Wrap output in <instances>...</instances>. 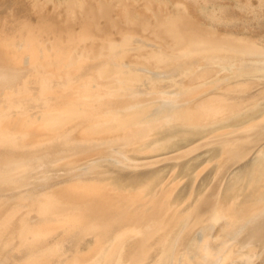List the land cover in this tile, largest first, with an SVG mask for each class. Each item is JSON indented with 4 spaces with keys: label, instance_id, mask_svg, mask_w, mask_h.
<instances>
[{
    "label": "bare ground",
    "instance_id": "1",
    "mask_svg": "<svg viewBox=\"0 0 264 264\" xmlns=\"http://www.w3.org/2000/svg\"><path fill=\"white\" fill-rule=\"evenodd\" d=\"M0 3V264H264V0Z\"/></svg>",
    "mask_w": 264,
    "mask_h": 264
},
{
    "label": "rangeland",
    "instance_id": "2",
    "mask_svg": "<svg viewBox=\"0 0 264 264\" xmlns=\"http://www.w3.org/2000/svg\"><path fill=\"white\" fill-rule=\"evenodd\" d=\"M11 7L8 6L7 4H1L0 3V17L1 16H7L8 14H10L11 13ZM261 27L260 28H256V29L258 31H260L261 33H264V30H263L264 29V25H263L262 28ZM256 29L254 28V30L257 32ZM138 34L139 33H137L136 35L138 36V38L141 41H142V39H145L144 36H139ZM249 60L250 61H245V62L242 61L245 65H241L240 64L241 61H235V62L226 61V62H224L223 66L222 65L220 66V68L222 70L221 72L224 73V77H227V76H230L231 77V76H236V75H238V76L243 75L244 76L245 74H248L249 72H253L254 73L253 74L254 77L258 78L259 80H264V56L258 55V57L250 58ZM237 62H238V64H237ZM5 68H7V66L5 65L4 61L3 60H0V71H3V69H5ZM21 74H22V72H20V73L18 72L16 74V76L17 77H20ZM5 77L6 78H13L14 76L11 77V76H8L7 75ZM2 79L3 78L1 77L0 80H2ZM263 106H264V104H263ZM255 120H257V119H254L253 122ZM240 128H241V126L240 127H236V130L237 129L239 130ZM242 128H244V127H242ZM70 134H69L70 135V137H69V140L70 141L68 140V138L62 139L63 140V143H62V140H57L58 142L57 141H55L56 143L54 142L56 144L55 147L56 148H67L69 146H73V145L78 144V142L80 140H78V139L76 140L75 138H74L75 140H73V138H71V137H73L72 136V134H73L72 131H71ZM216 141H217V138L214 137V136L213 137L206 138L203 141L204 144H202L201 146L196 145V143H194V141H192V140L191 141H184L180 145V147H178L177 149H183V148L193 149L194 148L195 150H198L197 151L198 154L193 155V157L195 156L196 157L195 160H199L203 156H205V154H206L203 150H205L207 148H211L216 143ZM196 146H198V147H196ZM167 161H169V160L161 161L160 164H163V163H165ZM189 166L190 165H184V167H189ZM112 169L115 172L116 171L117 172L120 171V169H118V168H112ZM143 171L144 170L142 168H139V169L138 168L137 169L129 168V169H126V170H123V171H120V172H122L124 174V176H126V177H129V176L130 177H136V176L142 174ZM48 180H51V179H48ZM38 183H40V182L38 181L36 183L35 182L29 183L26 186H22L21 190H24L25 188H28V187L35 186ZM153 215L155 216L154 218H153ZM145 219H146V224L148 226H149V223H151V222H153V224H154L156 222L161 221V218L159 217V215L154 214L152 211H147V213L145 215ZM153 227H157V226H153ZM159 253H161V252L159 251Z\"/></svg>",
    "mask_w": 264,
    "mask_h": 264
}]
</instances>
